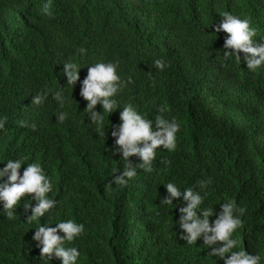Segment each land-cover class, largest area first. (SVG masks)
I'll use <instances>...</instances> for the list:
<instances>
[{
    "label": "trees",
    "instance_id": "16d2710c",
    "mask_svg": "<svg viewBox=\"0 0 264 264\" xmlns=\"http://www.w3.org/2000/svg\"><path fill=\"white\" fill-rule=\"evenodd\" d=\"M41 4L0 0V116H7L0 169L21 156L25 164L40 163L52 177L49 196L58 205L28 223L32 194L14 219L0 213V264H45L34 227L67 219L85 225V233L69 242L80 247V264H224L209 256L202 239L192 245L181 239L182 197L175 208L160 206L167 182L195 188L208 177L213 183L202 207L219 213L221 203L235 198L247 209L239 246L264 256V66L248 70L243 52L241 63L224 60L228 34L215 30L221 14L230 12L250 19L254 39L264 43V0H53L52 17L41 13ZM156 59L167 66L156 69ZM101 60L119 61L121 106L133 104L155 128L158 108L166 104L164 115L181 126L175 151L161 146L152 172L138 169L126 187L113 191L105 190L112 169L126 163L114 154L111 136L121 109L105 114L103 137L80 95L88 67ZM68 61L82 67L73 90L63 75ZM58 90L67 97L63 108L51 95ZM45 92L44 103H33ZM96 110L102 111L99 104ZM61 111L69 113L63 122L56 118ZM130 161L140 162L137 156ZM46 264L62 261L53 257Z\"/></svg>",
    "mask_w": 264,
    "mask_h": 264
},
{
    "label": "clouds",
    "instance_id": "9594fccd",
    "mask_svg": "<svg viewBox=\"0 0 264 264\" xmlns=\"http://www.w3.org/2000/svg\"><path fill=\"white\" fill-rule=\"evenodd\" d=\"M41 13L47 17L54 15L53 0H42ZM222 19L215 25L216 32L227 33L223 59L228 60L234 57L241 63L240 53L243 52L244 62L247 69L256 71L264 66V43L254 39L257 30L251 26L248 18H240L230 12H223ZM81 54H86L87 49L81 47ZM154 67L163 70L167 65L163 59H156ZM88 74L81 82L80 95L87 101L84 112L88 120L96 127V131L105 136L104 117L120 111L119 125H113L111 136L114 138V154L120 153L121 158L126 162L123 170L113 168L111 180L105 185L106 191H113V186L126 187L130 180L137 177L138 169L144 172L153 171V161L157 150L163 149L175 151L177 147V134L180 131V124L175 117L167 118L164 113L168 111L167 105L158 108V115L155 116V128L153 121L146 118L136 107L131 104L121 106L116 99L117 94L125 86V81L119 74V61H98L90 64ZM79 63L68 61L63 64V75L67 78V86L73 87L80 81ZM128 83L132 82L131 77ZM64 87H61L63 89ZM48 93L36 95L33 103L40 105L48 99ZM53 99L61 108L68 102L62 90L51 94ZM100 105L102 111H97L96 106ZM67 111H61L56 115L57 121L63 122L68 118ZM109 120V119H108ZM7 124V116H0V130H4ZM35 128V124L32 125ZM132 156L139 158V163L133 165L130 161ZM28 158L21 156L16 159H7L6 166L0 169V213H6L8 219H14L18 206L26 197L34 194L32 200L36 201L33 207L32 200L25 205L33 215L29 216L28 223L39 221L40 218L48 215L58 205V200L51 198L49 193L53 190L52 177L47 175L42 165L38 162L25 164ZM22 165H26L21 174ZM6 178V179H5ZM213 183L212 178L201 179L196 187L181 189L174 182H167L164 186L167 195L161 199L160 206L168 205L177 207L174 200L182 197L183 204L179 207L180 237L187 244H196L198 240L203 241L205 249H209V256L218 257L224 260V264H264V256L250 254L244 247H240L237 230L243 227V216L247 211L246 207L237 204L235 198L226 199L219 205V213L214 212L213 207H202L208 195L206 189ZM215 215L214 220H210ZM56 224V227L52 225ZM33 241L40 249L42 261H52L55 257L62 261V264H80L83 255L80 247L69 242L81 237L86 229L83 223L75 219H67L58 223L44 225L38 223L34 227ZM61 232L64 235H61Z\"/></svg>",
    "mask_w": 264,
    "mask_h": 264
}]
</instances>
